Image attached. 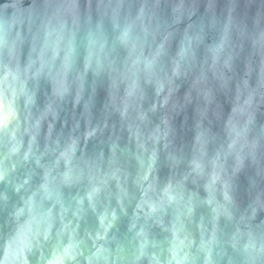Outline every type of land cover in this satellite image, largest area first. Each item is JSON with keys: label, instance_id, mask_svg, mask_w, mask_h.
Listing matches in <instances>:
<instances>
[{"label": "clouds", "instance_id": "1", "mask_svg": "<svg viewBox=\"0 0 264 264\" xmlns=\"http://www.w3.org/2000/svg\"><path fill=\"white\" fill-rule=\"evenodd\" d=\"M264 3V0H262ZM195 8L185 9L184 0L172 7L171 19L162 0H142L133 14L131 8L121 10L118 2L111 9L98 13L94 18L90 11L82 14L77 0H45L44 9L35 16H29L27 26L15 18L0 16V207L10 206V230L0 229L3 255L0 264H31L29 254L38 251L37 264H66L77 261L83 255L77 239L76 229L67 213L72 204L65 202L63 187L84 184L83 195H77L73 216H79L85 200L95 208L96 200L107 187L108 179L114 178L120 187V169L113 168L110 176L105 171L102 159L77 156L78 137L69 136L62 145L59 139H52L53 121L57 117L59 102L74 94L79 102L85 90V80L91 71L99 76L106 73L110 81V100L113 106L122 108L126 115L134 101L143 99L144 84H152L157 96L163 93L160 102L166 106L178 91L176 83L181 77L191 76V85L185 98H203L205 115L214 100L212 79L227 87L231 80L226 73L231 70L234 56L238 55L233 39L251 43L247 58L251 72L252 57L258 56L257 85L249 86L248 79L235 85V100L225 115L217 118L223 121L226 144L222 143L215 155L208 161L211 173L206 183L211 215L207 221L201 216L197 231L191 232L187 222L195 209L194 194L187 198L183 192L187 175L171 181L155 199H143L137 204L139 217L144 212V223L134 219L130 231L135 248L129 264H264V190L258 191L247 207L241 209L231 194L230 177L247 163L254 166L256 175L264 180V121L257 122V96L264 101V14L258 13L252 31L233 22L231 15L221 25L213 17L210 22L204 18L193 20ZM187 16L188 23H181ZM107 17V23L106 18ZM206 23L218 28L219 39L206 43ZM205 49L203 56L201 48ZM243 50V43L238 45ZM41 81L51 88L45 92L43 107L37 103ZM124 94L120 96V85ZM87 106V104H86ZM153 109L156 105L153 104ZM175 107V103H173ZM51 117V120H49ZM145 112H138L143 121ZM44 121H48L43 151L38 137ZM164 129L157 126L145 139H141L139 126L134 135L139 147L146 150V140L153 142L168 136V119L164 118ZM130 131L131 125L129 126ZM194 139L191 172L203 176L206 168L209 129L203 121L197 124ZM95 129L87 132L91 136ZM45 155L53 157L42 163ZM155 148L150 159L154 162ZM232 159L231 173L226 167ZM30 161L42 169V175L31 166ZM63 162V170L60 165ZM25 166H27L25 168ZM18 168H25L24 173ZM148 171H151V164ZM145 173L144 179H147ZM37 177L38 179H34ZM220 183L222 198L216 197V185ZM255 183V182H254ZM151 187V185H149ZM18 197L9 205L8 189ZM147 194L145 193V196ZM119 199V198H118ZM121 206L123 207L122 200ZM145 205L147 211H144ZM172 212L165 225L164 214L168 207ZM224 218L230 225L221 227ZM116 219V212L105 209L100 214L102 231L92 239L93 249L84 255V264H119L120 257L113 255L108 246V231ZM164 227L170 235L165 237L166 246H161L151 234L148 223ZM50 244V254L46 246ZM118 248L122 247L117 245Z\"/></svg>", "mask_w": 264, "mask_h": 264}, {"label": "water", "instance_id": "2", "mask_svg": "<svg viewBox=\"0 0 264 264\" xmlns=\"http://www.w3.org/2000/svg\"><path fill=\"white\" fill-rule=\"evenodd\" d=\"M121 4V10L126 11L131 8L133 14L138 10L142 0H77L79 10L82 14L90 11L95 18L98 13L106 9L111 13V9L117 3ZM180 3V0H162V6H166V11L171 19L172 7ZM185 9L195 8L193 20L204 18L210 22L213 17L218 25H221L231 15L233 22L240 27L252 31L257 14H264V3L262 0H184ZM45 0H0V16L11 19L15 18L23 21L27 26L29 16H35L43 11ZM106 23H107V17ZM188 23L187 16L181 23L183 28ZM206 43H213L219 39L218 28L208 27L206 23ZM233 39L237 44L238 55L234 56L231 70H225L231 77L227 87H221L220 82L212 79L211 72L208 73L210 81L214 87V100L208 107L205 115L201 113L205 107L203 98H196V91L191 92V99L185 98V93L191 85V76L181 77L176 81L179 85L168 105L161 106L160 102L163 93L157 96L155 87L152 84H144L143 99L137 98L134 106L130 107L126 115H121L122 108L119 101L118 106H113L110 100V81L106 73L99 76L91 71L87 74L85 80V90L82 99L77 103L74 94H70L63 101L59 102L57 117L53 121L52 139H59L63 145L69 136L78 137L77 156L83 153L85 158L102 159L105 171L109 172L113 168H119L120 187H117V181L114 178L108 179L107 187L101 192L96 200V206L93 208L85 200L83 210L79 216H73L72 211L75 206V199L78 194L83 195L86 182L84 184H72L63 187V193L66 204L70 201L72 208L67 213V219L72 221V227L76 229L77 239L83 238L84 243L80 245L83 255L77 256L79 264H84V255H88L93 249L92 239L97 232L102 231L100 224V214L107 209L109 213L112 210L116 212V219L113 221L108 231V240L112 254L120 257L119 264H129L132 259L135 248V241L132 239L133 232L130 226L134 219L139 224L144 223V212L140 216L134 217L137 204L143 199L151 198L155 200L164 187L171 181L173 184L183 176L187 175L184 181L183 192L187 198L194 194L195 209L191 219L187 222L189 231H197V222L203 216L205 221L211 215L210 206L205 202L208 197L206 183L211 173V165L208 161L215 155L219 146L226 144L223 121L217 118V113L222 111L225 115L230 110L235 100V85L237 82L243 84L244 79H248L249 86L255 88L257 85L258 56L252 57L251 72L248 71L247 58L251 52V43L245 38L243 41L236 40L235 30ZM243 43V50L238 45ZM205 49L202 47L200 55L203 56ZM50 85L46 81H41V90L38 94L37 103L40 107L46 102L45 92L50 93ZM124 94V84L120 85V96ZM257 122L264 121V101L257 96ZM175 103V107H173ZM87 104V106H86ZM153 104L156 105L153 109ZM138 112H145L146 118L141 121L138 119ZM168 119V136L161 138L157 142L146 140V150L139 147L135 129L139 126L141 139H145L157 126L165 128L164 118ZM51 120V117H49ZM203 121V126L209 129V144L207 148L206 168L204 175L197 176L191 172V161L193 157V146L197 124ZM131 125V131L129 126ZM48 121H44L41 128V135L38 137L40 149L43 151L45 143V134L47 133ZM95 129L91 136L85 138L87 132ZM153 148H155L154 162L150 159ZM53 157L45 155L42 157V163L49 162ZM31 166L37 173L42 175V169L37 167L34 161H30ZM151 171L149 172V165ZM232 159L229 158L226 164L229 173H231ZM27 166H25L26 168ZM25 168H18V172L24 173ZM63 170V162L60 165ZM148 173L147 179H144L145 173ZM34 179H38L34 177ZM255 182V183H254ZM231 194L241 209L248 206L258 191L264 190V180L256 175L254 166L246 162L245 166L230 177ZM151 185V187H149ZM3 188V185H0ZM145 193L147 194L145 196ZM9 205L12 201H17L18 197L9 188ZM216 197L222 198V188L218 182L216 185ZM119 198V199H118ZM123 207L121 206V201ZM169 206L167 213L164 214L165 225H167L172 212ZM10 206L0 207V229L4 233L10 230ZM144 211H147L145 205ZM264 217V212L259 213L257 220ZM150 234L160 242L161 246H166V236L170 234L164 227L148 222ZM221 227L230 228L229 223L222 217ZM117 245L122 247L118 248ZM46 254H50V244L46 246ZM3 255L2 242H0V256ZM38 251L29 254L31 264H37ZM66 264H76V261H68ZM140 264H147L144 259Z\"/></svg>", "mask_w": 264, "mask_h": 264}]
</instances>
